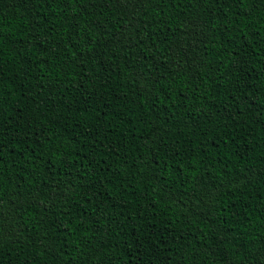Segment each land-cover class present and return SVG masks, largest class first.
<instances>
[{"label":"trees","instance_id":"16d2710c","mask_svg":"<svg viewBox=\"0 0 264 264\" xmlns=\"http://www.w3.org/2000/svg\"><path fill=\"white\" fill-rule=\"evenodd\" d=\"M0 264H264V0H0Z\"/></svg>","mask_w":264,"mask_h":264}]
</instances>
